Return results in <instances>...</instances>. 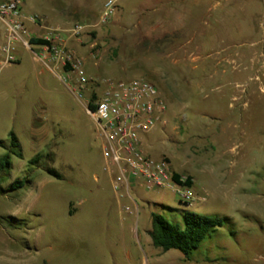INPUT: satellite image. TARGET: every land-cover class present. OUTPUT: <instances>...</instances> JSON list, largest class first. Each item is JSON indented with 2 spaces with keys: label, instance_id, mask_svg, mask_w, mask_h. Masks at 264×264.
Listing matches in <instances>:
<instances>
[{
  "label": "rangeland",
  "instance_id": "374dc122",
  "mask_svg": "<svg viewBox=\"0 0 264 264\" xmlns=\"http://www.w3.org/2000/svg\"><path fill=\"white\" fill-rule=\"evenodd\" d=\"M105 1L22 0L33 37L85 26L67 46L87 83L34 46L0 75V264H264V0H116L101 21ZM138 77L167 102L143 149L190 178L191 202L135 185L134 203L112 187L87 103L105 79ZM186 211L224 223L189 255L155 247L151 213L182 224Z\"/></svg>",
  "mask_w": 264,
  "mask_h": 264
},
{
  "label": "built area",
  "instance_id": "2783aa9c",
  "mask_svg": "<svg viewBox=\"0 0 264 264\" xmlns=\"http://www.w3.org/2000/svg\"><path fill=\"white\" fill-rule=\"evenodd\" d=\"M115 1L104 2L101 21L113 15ZM26 20L36 22L23 13L22 0H0V75L3 69L19 61V47L31 50L36 46L44 53L47 66L48 63L56 69L61 66L65 75L75 77L77 85L83 89L87 79L82 60L68 48L67 40L80 34L85 26L80 22L67 28L56 25L43 37L48 43L31 44L33 36ZM102 83L93 108L88 107V100L86 110L96 125L105 168L112 177L115 192L134 202L130 189L139 185L146 190L170 189L182 200H194L191 186L184 183L185 178L175 181L169 162L164 158L155 159L143 149L142 135L158 123H165L167 102L159 87L144 77L130 81L105 79ZM123 208L128 209L125 205Z\"/></svg>",
  "mask_w": 264,
  "mask_h": 264
},
{
  "label": "trees",
  "instance_id": "16d2710c",
  "mask_svg": "<svg viewBox=\"0 0 264 264\" xmlns=\"http://www.w3.org/2000/svg\"><path fill=\"white\" fill-rule=\"evenodd\" d=\"M31 44H44L48 41L42 37H32L30 39ZM67 69V66H65ZM97 98V93L92 92L88 107L93 108V101ZM10 144L14 148L13 153L18 157H22V151L20 148L19 141L15 134L11 131ZM0 146L4 147L5 142L0 140ZM37 161V158L30 160V163ZM0 165L10 167V161L8 155L5 154L1 157ZM47 173L60 178V174L56 172L53 168H45ZM179 174L173 172V179L179 181ZM186 184L190 185V178H186ZM23 187V182L20 180H14L9 184V189L15 190ZM151 219V229L148 234L150 236L151 242L155 247L160 248L163 251L175 248L180 250L185 255L197 248L201 241L208 236L211 232L221 225H223L224 220L216 215H205L198 214L191 211H186L183 214V223H173L167 220L162 214L152 212L150 215Z\"/></svg>",
  "mask_w": 264,
  "mask_h": 264
},
{
  "label": "crops",
  "instance_id": "0c3cea01",
  "mask_svg": "<svg viewBox=\"0 0 264 264\" xmlns=\"http://www.w3.org/2000/svg\"><path fill=\"white\" fill-rule=\"evenodd\" d=\"M20 48L21 49H23V50H26V51H28L29 49H27V48H24V47H19L18 48V55L20 56ZM34 48L37 50V51H39L40 49L39 48H37L36 46H34ZM41 51V50H40ZM40 61H41V59H40V57H37ZM19 61H20V57H19ZM19 61L17 62V63H19ZM42 62V61H41ZM43 63V62H42ZM16 64V63H15ZM13 65V64H12ZM11 66V65H10ZM9 67V66H8ZM4 70V69H3ZM2 70V71H3ZM2 73V72H1Z\"/></svg>",
  "mask_w": 264,
  "mask_h": 264
}]
</instances>
